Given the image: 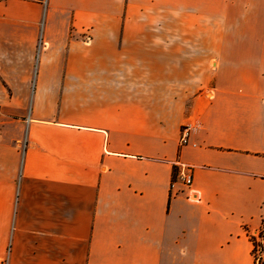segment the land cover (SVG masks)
I'll return each instance as SVG.
<instances>
[{
	"label": "crops",
	"instance_id": "crops-1",
	"mask_svg": "<svg viewBox=\"0 0 264 264\" xmlns=\"http://www.w3.org/2000/svg\"><path fill=\"white\" fill-rule=\"evenodd\" d=\"M261 227L264 0H0V264H253Z\"/></svg>",
	"mask_w": 264,
	"mask_h": 264
},
{
	"label": "built area",
	"instance_id": "built-area-1",
	"mask_svg": "<svg viewBox=\"0 0 264 264\" xmlns=\"http://www.w3.org/2000/svg\"><path fill=\"white\" fill-rule=\"evenodd\" d=\"M90 35L85 34L82 38V41L87 43L90 41ZM38 52V51H37ZM188 143V129L183 128L181 131L180 136V144L184 145ZM180 169L176 173V175L173 178L172 185L175 182H181L182 185L189 187L192 184V173H191V167L182 163H179ZM253 236L255 240V246L252 243V250L251 254L253 257V264H263L264 263V241H263V235H264V228L261 227L258 232H255L254 234H250Z\"/></svg>",
	"mask_w": 264,
	"mask_h": 264
},
{
	"label": "rangeland",
	"instance_id": "rangeland-1",
	"mask_svg": "<svg viewBox=\"0 0 264 264\" xmlns=\"http://www.w3.org/2000/svg\"><path fill=\"white\" fill-rule=\"evenodd\" d=\"M79 39L82 41V38H79ZM158 90H159V87L157 85H151V92L157 93Z\"/></svg>",
	"mask_w": 264,
	"mask_h": 264
},
{
	"label": "trees",
	"instance_id": "trees-1",
	"mask_svg": "<svg viewBox=\"0 0 264 264\" xmlns=\"http://www.w3.org/2000/svg\"><path fill=\"white\" fill-rule=\"evenodd\" d=\"M249 239L253 242V244H254V246H255V240H254L253 236L250 235V234H249ZM263 264H264V263H263Z\"/></svg>",
	"mask_w": 264,
	"mask_h": 264
}]
</instances>
